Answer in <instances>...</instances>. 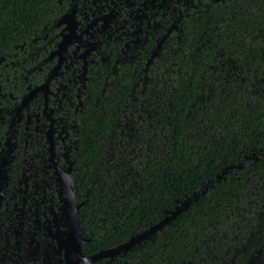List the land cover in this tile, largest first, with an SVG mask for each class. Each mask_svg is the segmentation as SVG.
<instances>
[{
  "label": "trees",
  "instance_id": "1",
  "mask_svg": "<svg viewBox=\"0 0 264 264\" xmlns=\"http://www.w3.org/2000/svg\"><path fill=\"white\" fill-rule=\"evenodd\" d=\"M50 127L84 255L172 215L93 264H264V0H0V264H64Z\"/></svg>",
  "mask_w": 264,
  "mask_h": 264
},
{
  "label": "water",
  "instance_id": "2",
  "mask_svg": "<svg viewBox=\"0 0 264 264\" xmlns=\"http://www.w3.org/2000/svg\"><path fill=\"white\" fill-rule=\"evenodd\" d=\"M216 2L220 0H215ZM74 44L76 47H83L87 51L92 48L87 40L81 41L80 36L76 35L73 31L67 32L62 37V41L55 52L58 55V62H62L64 57V49L66 43ZM62 49V52L60 51ZM51 161L54 166L55 174L59 178V184L61 191L64 195V212L66 214V222L69 226L68 234L65 238H60L58 235H53L56 240L59 250H63V260L64 264H93L102 259H109L113 261L115 257H118L121 253H127L136 245H139L143 241L147 240L151 235L159 231L171 218L168 216L163 220L159 221L155 225L149 227L142 233H139L126 242L119 244L113 248L107 250H101L92 255H84L82 253V244L87 242V239L79 235V226L77 221V211L79 210L81 204H74L73 193L68 186L69 174L58 169V165L51 154Z\"/></svg>",
  "mask_w": 264,
  "mask_h": 264
},
{
  "label": "flooded vegetation",
  "instance_id": "3",
  "mask_svg": "<svg viewBox=\"0 0 264 264\" xmlns=\"http://www.w3.org/2000/svg\"><path fill=\"white\" fill-rule=\"evenodd\" d=\"M215 1V0H214ZM216 2V1H215ZM114 15L112 14V13H109V14H107L106 15V17L105 18H102V19H98V21H96V23H97V25H98V28H99V30L100 31H104V30H106L109 26H108V20H109V18H112ZM77 28H78V26L76 25V24H72V23H70L69 21H66V24H65V27H64V30H65V33L63 34V35H65L67 32H74L76 35H78V36H80V40L81 41H84V40H87L89 43H90V45L92 46V48L90 49V50H86L85 48H83V47H76L74 44H68V43H66L65 41V43H66V46H65V49H64V57H63V59H62V62L63 61H65V59H66V56H67V53H68V49L70 48V47H74L75 48V50H82V51H80V56H81V58H82V60H83V64L85 65L86 63H88V61H87V54H89V53H91L92 51H94L95 49H96V42H95V44H93V43H91L90 42V38L89 37H84L83 35H84V33L88 30V28L84 31V33H82V32H77ZM120 28H124V25H122ZM119 27H116L114 30H113V32H117L119 29H120ZM107 35L106 36H109L110 34H108V33H106ZM113 34V33H112ZM63 35H62V37H63ZM103 39V38H102ZM61 41H62V39H61ZM60 41V42H61ZM100 41H102V40H100ZM157 43H155V48H158L159 47V45H160V43L162 42V39H160L159 41H156ZM99 43V42H98ZM60 45V44H59ZM57 51V49L55 50V52ZM61 52H62V49L60 50ZM55 52H54V54H55ZM155 52H153L152 54H154ZM58 56V55H57ZM150 60V59H149ZM50 132H51V127L49 128V131L47 132V138H48V142H49V156H50V161H51V154L53 155V158H54V160L56 161V159H55V157H54V154H53V143H52V140H51V136H50ZM56 163H57V161H56ZM51 164H52V166H53V163H52V161H51ZM4 165H5V160L2 158V160H1V163H0V179L2 178V169H3V167H4ZM57 165H58V163H57ZM53 169H54V166H53ZM58 169L60 170V171H63V172H65V173H68L69 174V172H67V171H64V170H61L60 168H59V165H58ZM54 173H55V170H54ZM55 176L58 178V176L55 174ZM69 180H70V174H69ZM58 185H59V188H60V184H59V178H58ZM68 186H69V181H68ZM70 188V187H69ZM60 190H61V188H60ZM71 190V189H70ZM61 193H62V191H61ZM62 196H63V202H64V195H63V193H62ZM73 200H74V197H73ZM74 204H75V202H74ZM75 205H77V204H75ZM63 208H64V205H63ZM63 212H64V210H63ZM78 212V211H77ZM64 215H65V218H64V224H65V226L67 227V231H66V234H64V233H61V231L59 230V227L56 225V224H54V226H53V228H51V227H48L47 228V231H46V235H47V237H49L50 239H51V241L53 242V244H54V249H55V254L56 255H60L61 256V258H62V260H63V250H59V248H58V246H57V243H56V240L53 238V235H58L60 238H65L66 236H67V234H68V228H69V226H68V224H67V222H66V214H65V212H64ZM78 226H79V224H78ZM79 235H80V233H79ZM81 236V235H80ZM63 263H64V260H63Z\"/></svg>",
  "mask_w": 264,
  "mask_h": 264
}]
</instances>
